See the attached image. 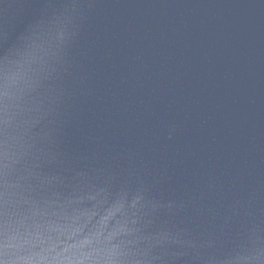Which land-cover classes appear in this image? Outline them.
<instances>
[{"label": "water", "instance_id": "obj_1", "mask_svg": "<svg viewBox=\"0 0 264 264\" xmlns=\"http://www.w3.org/2000/svg\"><path fill=\"white\" fill-rule=\"evenodd\" d=\"M0 264H264V0H0Z\"/></svg>", "mask_w": 264, "mask_h": 264}, {"label": "clouds", "instance_id": "obj_2", "mask_svg": "<svg viewBox=\"0 0 264 264\" xmlns=\"http://www.w3.org/2000/svg\"><path fill=\"white\" fill-rule=\"evenodd\" d=\"M115 210V209H114Z\"/></svg>", "mask_w": 264, "mask_h": 264}]
</instances>
